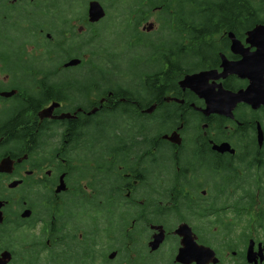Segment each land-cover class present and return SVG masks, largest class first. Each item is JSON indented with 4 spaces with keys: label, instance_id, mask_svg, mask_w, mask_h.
<instances>
[{
    "label": "flooded vegetation",
    "instance_id": "1",
    "mask_svg": "<svg viewBox=\"0 0 264 264\" xmlns=\"http://www.w3.org/2000/svg\"><path fill=\"white\" fill-rule=\"evenodd\" d=\"M142 5L104 56L106 7L0 0V264H264L262 15Z\"/></svg>",
    "mask_w": 264,
    "mask_h": 264
},
{
    "label": "rangeland",
    "instance_id": "2",
    "mask_svg": "<svg viewBox=\"0 0 264 264\" xmlns=\"http://www.w3.org/2000/svg\"><path fill=\"white\" fill-rule=\"evenodd\" d=\"M89 0H81V10L85 11L86 6L88 5ZM103 3V5L106 7L108 14H110L104 19V21L100 24H98L97 27H93V29H96L98 31L99 35V42L98 48L100 50H109V45L114 48L116 52L123 53L124 56H130V55H142L144 53L142 46L138 44V35L137 33H134L132 35L130 33V30H127V24L124 26L123 23L119 24L121 18L116 17V10H114V7L118 6L117 4H114L111 2V0H99ZM128 3H133V0H127ZM121 7H118V10H121ZM124 28L126 29V33H124ZM163 36L167 37V32L164 33L162 31ZM123 36H126L127 39V45L128 47L123 48ZM134 36V37H133ZM101 51V52H102ZM120 61L118 60V63ZM129 81L137 82V78L135 76H129ZM138 91V90H137Z\"/></svg>",
    "mask_w": 264,
    "mask_h": 264
},
{
    "label": "trees",
    "instance_id": "3",
    "mask_svg": "<svg viewBox=\"0 0 264 264\" xmlns=\"http://www.w3.org/2000/svg\"><path fill=\"white\" fill-rule=\"evenodd\" d=\"M239 1H240V4H241V7H242V13L243 14H247L248 12H251V11L254 10V8H256V10L259 11L261 13V15H262V17H261L259 14H257L256 17L258 19L264 21V0H239ZM111 2H113L114 4L118 5V6L114 7V10H116L115 14H116V17L121 18V20H119L120 21L119 24L123 23V25H124L127 22V20L124 19V13H123L122 7L127 5V0H111ZM142 2H143V0H133V3H128V4L131 5L133 8H137L138 6L139 7L143 6ZM120 6H122L121 10H118L117 8L120 7ZM168 7H170V4H169ZM108 15L110 17V14H108ZM252 20L253 19H248V21H252ZM131 33H132V31H131ZM208 36L209 35H207L206 38H203L206 43H207L208 40L211 39V38L208 39L209 38ZM98 44H100V42H98ZM177 46H179V45H177ZM177 46L173 47V49L169 51V53H168V57L169 58H172V56H177L176 53H175V48ZM107 51L108 50H103L102 52H99V54H103L105 56ZM109 56H110V58L112 60L114 59V60H116V63H118V58L114 55L113 52L110 53ZM195 64L196 63L194 62L193 65H195ZM99 66L101 67V65H99ZM144 66L147 67L148 65L145 64ZM131 74L129 76H131ZM135 77L137 78V82H135V83H138V84L141 85V83L144 82V79L142 78V76L138 75L137 73L135 74ZM117 91H122V89L118 88ZM136 93H138V91H135L134 93H129V96H130V100L129 101H132V100L139 101V99H137L138 95L135 96ZM145 101L147 102L148 100L146 99ZM166 123H167L166 118L164 116H162L157 121H155L154 124L148 126L147 130H148L150 135L155 133V132H158V131H163V130L166 129ZM156 128H158V131H156Z\"/></svg>",
    "mask_w": 264,
    "mask_h": 264
},
{
    "label": "water",
    "instance_id": "4",
    "mask_svg": "<svg viewBox=\"0 0 264 264\" xmlns=\"http://www.w3.org/2000/svg\"><path fill=\"white\" fill-rule=\"evenodd\" d=\"M106 15V10L104 6L101 4L99 0H91L88 4V16L89 21L91 22H97L101 20ZM264 28V27H262ZM72 64V63H68ZM205 73L201 72L198 74H190L187 75L184 80H182L181 84L190 85L195 80L201 78ZM185 237L187 238V235L185 234Z\"/></svg>",
    "mask_w": 264,
    "mask_h": 264
},
{
    "label": "bare ground",
    "instance_id": "5",
    "mask_svg": "<svg viewBox=\"0 0 264 264\" xmlns=\"http://www.w3.org/2000/svg\"><path fill=\"white\" fill-rule=\"evenodd\" d=\"M2 95H3V96H9V94H5V93H3ZM185 238H186V237H185ZM186 239H187V238H186ZM186 244H188L187 241H186Z\"/></svg>",
    "mask_w": 264,
    "mask_h": 264
}]
</instances>
